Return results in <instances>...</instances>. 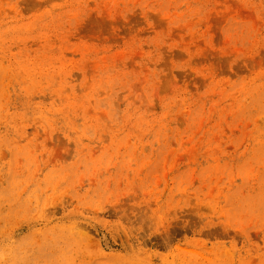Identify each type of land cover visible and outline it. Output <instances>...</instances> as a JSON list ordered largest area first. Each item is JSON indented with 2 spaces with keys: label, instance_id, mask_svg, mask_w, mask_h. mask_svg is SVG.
<instances>
[{
  "label": "rangeland",
  "instance_id": "374dc122",
  "mask_svg": "<svg viewBox=\"0 0 264 264\" xmlns=\"http://www.w3.org/2000/svg\"><path fill=\"white\" fill-rule=\"evenodd\" d=\"M0 264H264V0H0Z\"/></svg>",
  "mask_w": 264,
  "mask_h": 264
},
{
  "label": "bare ground",
  "instance_id": "6f19581e",
  "mask_svg": "<svg viewBox=\"0 0 264 264\" xmlns=\"http://www.w3.org/2000/svg\"><path fill=\"white\" fill-rule=\"evenodd\" d=\"M105 243L108 245V241L106 240Z\"/></svg>",
  "mask_w": 264,
  "mask_h": 264
}]
</instances>
